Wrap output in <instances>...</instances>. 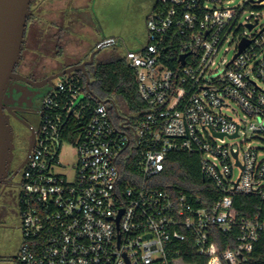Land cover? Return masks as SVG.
Wrapping results in <instances>:
<instances>
[{
    "label": "built area",
    "instance_id": "built-area-1",
    "mask_svg": "<svg viewBox=\"0 0 264 264\" xmlns=\"http://www.w3.org/2000/svg\"><path fill=\"white\" fill-rule=\"evenodd\" d=\"M234 1L157 0L144 46L126 51L145 105L135 120L78 79L51 87L22 173L14 264H264V0ZM71 130L69 178L54 167ZM173 152L200 155L216 201L157 186ZM238 195L259 198L252 216L234 212Z\"/></svg>",
    "mask_w": 264,
    "mask_h": 264
},
{
    "label": "flooded vegetation",
    "instance_id": "flooded-vegetation-1",
    "mask_svg": "<svg viewBox=\"0 0 264 264\" xmlns=\"http://www.w3.org/2000/svg\"><path fill=\"white\" fill-rule=\"evenodd\" d=\"M56 1L35 0L31 4L22 56L3 97V111L12 126L14 147L7 173L0 183V239L3 241L0 264H14L23 243L22 173L34 133L36 140L49 90L62 77L85 79L86 84L89 79L90 84L99 64L115 55L101 56V52L108 48L113 53L118 47L113 38H97L95 22L84 24L79 22V17L75 18L78 12L89 16L91 0L82 9L75 5L77 0H63L64 7L58 12L51 9ZM144 1L140 3L144 5ZM105 40H112V44L100 48ZM68 69L70 73L53 77ZM67 141L61 143L59 151Z\"/></svg>",
    "mask_w": 264,
    "mask_h": 264
},
{
    "label": "trees",
    "instance_id": "trees-1",
    "mask_svg": "<svg viewBox=\"0 0 264 264\" xmlns=\"http://www.w3.org/2000/svg\"><path fill=\"white\" fill-rule=\"evenodd\" d=\"M85 79H80L79 85L86 89ZM92 92L100 99L113 100L122 114L131 116L135 120L138 113L145 108L140 99L135 73L128 65L126 52L114 55L100 63L95 69L89 84ZM118 121L115 113H112ZM69 124V122H68ZM72 131V130H71ZM64 133L66 139H71L74 131ZM126 165L124 173L129 172ZM157 186L164 189H180L186 193H193L201 197L207 204H211L219 197L215 185L204 178L200 168V155L192 152H173L165 163V169L156 177ZM260 200L257 197L238 195L235 197L234 212L243 216H252ZM221 242V241H220ZM196 252L193 249L183 248L186 262H197Z\"/></svg>",
    "mask_w": 264,
    "mask_h": 264
},
{
    "label": "water",
    "instance_id": "water-1",
    "mask_svg": "<svg viewBox=\"0 0 264 264\" xmlns=\"http://www.w3.org/2000/svg\"><path fill=\"white\" fill-rule=\"evenodd\" d=\"M35 0H0V183L4 179L13 155V131L8 115L3 111V97L8 88L10 79L14 77V69L19 63L23 45L27 19L31 13V4ZM112 44V40H105L100 44V48ZM247 42L240 45V51ZM70 73V70L54 75V78L62 77ZM87 80L86 89L93 93ZM80 97L77 103L82 100ZM102 103L106 100L100 99ZM35 143V133L28 147V154ZM25 160L24 164L26 163Z\"/></svg>",
    "mask_w": 264,
    "mask_h": 264
},
{
    "label": "rangeland",
    "instance_id": "rangeland-1",
    "mask_svg": "<svg viewBox=\"0 0 264 264\" xmlns=\"http://www.w3.org/2000/svg\"><path fill=\"white\" fill-rule=\"evenodd\" d=\"M141 0H91L90 8L95 13L96 17H93V22L97 24L96 18H102L103 21L106 19V23L104 25H108V27L103 28V32L105 35H107L108 31H115L116 35H122L123 33H126V36H128V41L131 40V42L137 41H144L146 39V34H142V36H138V32L141 25V19H142V9L143 4L140 3ZM154 4L157 2V0H153ZM242 0H235L234 5H237L241 3ZM87 2V0H83L82 3ZM52 11L58 12L61 8L64 7V1L58 0L54 2V4L51 6ZM84 8V7H83ZM89 8V7H88ZM89 8V9H90ZM90 9V10H91ZM260 24H264V9L262 12V17ZM110 25V26H109ZM85 29V28H83ZM123 38V37H122ZM139 39V40H138ZM73 49L70 48V50ZM121 47L118 46L113 50L112 49H105L101 52V56H112L114 54H124L123 51H121ZM232 53L228 54V57H231ZM62 64L61 62H57ZM58 65V64H56ZM232 108H236V106L233 104ZM225 113L228 115L234 117V119L238 120V117L234 115V113L231 110L226 109ZM39 128V126H38ZM77 141V138L75 135L71 136V139L65 143H63L62 149L59 151L57 160L60 165H56L54 167V170L58 173H62L65 175H68L69 178H72L74 175V168L78 161V154L77 149L74 145V143ZM242 141V139L238 140H227L228 143H235ZM261 145L262 143L255 142L254 145ZM61 165H64L65 167H62ZM237 175V172H236ZM3 247V241L0 239V249Z\"/></svg>",
    "mask_w": 264,
    "mask_h": 264
},
{
    "label": "crops",
    "instance_id": "crops-1",
    "mask_svg": "<svg viewBox=\"0 0 264 264\" xmlns=\"http://www.w3.org/2000/svg\"><path fill=\"white\" fill-rule=\"evenodd\" d=\"M88 1V0H87ZM83 0H77L75 2V5L79 8H83L84 3H82ZM153 0H145L144 1V5H143V9H142V19H141V25H140V29L138 32V36H142V34H146V38H147V32H146V18L148 16V14L151 12V10L153 9V7L155 6V4L153 3ZM89 13V14H88ZM87 14L89 16H83L82 12L81 13H77L75 15V18H80L79 22H83L84 24L87 23H92L93 20L92 18L96 15L92 16V11L87 12ZM97 19V24L94 25V28L97 32V38L99 39H115L117 42V45L120 46L122 49L121 51L126 52L127 50H139L142 48L143 44L146 42V39L144 41H137L135 40L134 42H131V40L128 41V36H126V33H123L122 35H116L115 31H108L107 35L104 34V30L103 28L108 27V25H104V23H106V19L103 21V19L100 18H96ZM88 26V25H87ZM110 26V25H109ZM89 28V27H88ZM123 37V38H122ZM139 40V39H138Z\"/></svg>",
    "mask_w": 264,
    "mask_h": 264
}]
</instances>
